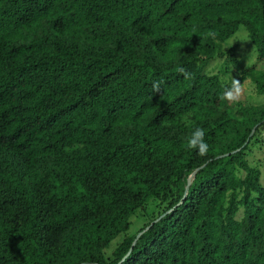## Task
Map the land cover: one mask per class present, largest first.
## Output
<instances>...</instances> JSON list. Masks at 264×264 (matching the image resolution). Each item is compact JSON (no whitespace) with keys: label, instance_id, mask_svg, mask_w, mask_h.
Returning a JSON list of instances; mask_svg holds the SVG:
<instances>
[{"label":"trees","instance_id":"trees-1","mask_svg":"<svg viewBox=\"0 0 264 264\" xmlns=\"http://www.w3.org/2000/svg\"><path fill=\"white\" fill-rule=\"evenodd\" d=\"M225 55L264 94V0H0V264H264V104L219 99Z\"/></svg>","mask_w":264,"mask_h":264},{"label":"rangeland","instance_id":"rangeland-1","mask_svg":"<svg viewBox=\"0 0 264 264\" xmlns=\"http://www.w3.org/2000/svg\"><path fill=\"white\" fill-rule=\"evenodd\" d=\"M246 28V27H245ZM247 30V28H246ZM238 31L231 36L225 43L223 48L224 52L235 48V54L240 60V64L249 65L252 64L256 60V48L249 37L248 30L247 32L240 31L239 35L241 37L246 38L248 41L241 42L236 41L233 45V39L237 36ZM232 45V46H231ZM230 56L225 55L222 57H218L208 68L207 72L210 74L218 73L224 82L230 83L231 79L237 78L239 73L241 72L240 68L237 64L230 62ZM228 67V68H227ZM245 94L241 101H244L246 104H264V94H258L254 84L250 79L245 81ZM247 158L253 165H259L261 169V179L260 182L264 186V133L260 136L259 140L253 141L249 146L247 151ZM157 210V206L153 200H149L143 208H140L136 214L131 217V226L127 234L135 235L139 232V230L148 223L154 212ZM125 233L117 236L109 245L108 248L105 249V253L107 256L111 255L116 246L121 242L124 238Z\"/></svg>","mask_w":264,"mask_h":264},{"label":"clouds","instance_id":"clouds-1","mask_svg":"<svg viewBox=\"0 0 264 264\" xmlns=\"http://www.w3.org/2000/svg\"><path fill=\"white\" fill-rule=\"evenodd\" d=\"M247 32L245 26L241 25L238 30L237 36L233 39L232 45L236 41L246 42L248 41L246 38L241 37L239 32ZM209 35L214 36V33H209ZM231 45V46H232ZM177 71L185 76L186 79L190 78L191 74L186 71L183 67H178ZM162 81L154 82L152 85V89L154 93H158L161 91ZM245 94V84L237 78H232L231 82L224 87V90L221 92L219 99L221 101H227L230 104L239 103ZM186 149L197 150V155L203 157L206 156L209 152V145L205 140V131L203 128H196L191 136L187 139L186 144L184 145Z\"/></svg>","mask_w":264,"mask_h":264},{"label":"water","instance_id":"water-1","mask_svg":"<svg viewBox=\"0 0 264 264\" xmlns=\"http://www.w3.org/2000/svg\"><path fill=\"white\" fill-rule=\"evenodd\" d=\"M197 170H198V169H197ZM195 174H196V171H195L192 175H190L189 178H188V183H187V185H186L184 198L186 197V195H187V193H188V191H189V188H190L191 183H192V178H193V176H194ZM140 235H141V233L137 236V238H138ZM136 241H137V239H135V241H134V243H133V246L135 245ZM132 249H133V247L130 249V252L132 251ZM130 252H129V253H130ZM129 253H128V254H129ZM128 254H127V255H128Z\"/></svg>","mask_w":264,"mask_h":264}]
</instances>
